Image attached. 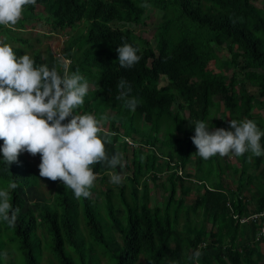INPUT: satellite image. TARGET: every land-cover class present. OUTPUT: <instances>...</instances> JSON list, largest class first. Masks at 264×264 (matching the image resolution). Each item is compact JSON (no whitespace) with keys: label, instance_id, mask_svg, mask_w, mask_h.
<instances>
[{"label":"trees","instance_id":"obj_1","mask_svg":"<svg viewBox=\"0 0 264 264\" xmlns=\"http://www.w3.org/2000/svg\"><path fill=\"white\" fill-rule=\"evenodd\" d=\"M260 2L37 0L35 6L24 9L14 30L0 25V43L10 45L17 57L32 47L31 38L18 35L36 26L52 33L39 34L47 40L66 37L58 57L68 60L69 71L78 72L90 86L74 115L94 111L98 119L109 101L118 109V117H113L118 127L114 121L109 126L112 144L99 134L109 159L116 154L119 135H140L141 147L131 151L130 164L126 144L119 146L124 154L114 173L123 176L122 184L110 183L112 168L106 162L93 166L97 179L89 198L77 199L63 182L49 180L55 186L48 199L40 189L36 169L22 153L8 165L0 152V189L10 182L18 185L9 190L13 210L19 209L16 224L4 223L13 233L12 240L19 243L24 264H100V257L107 264H264L258 259L264 243L257 235L260 221H239L264 210V188L255 185L261 184L260 177L264 182V168L258 172L264 155L236 156L241 166L237 194L223 186H205L195 169L193 173L185 170L191 159L201 171L206 167V175L212 177L218 162L196 153L191 138L197 121L206 122L209 131L227 130L226 117L230 116L238 122L253 120L264 132V118L256 113L264 107V6L258 7ZM145 3L149 7H141ZM148 8L162 14L152 42L127 27L140 24ZM124 44L137 48L141 56L129 69L118 61L116 49ZM223 48L229 56L221 59L218 51ZM33 59L36 66H55L63 73L62 61L50 49L43 58L35 51ZM121 79L131 86L128 98L139 101L135 111L125 106V100L116 99ZM162 80L166 83L161 85ZM213 109L222 124L215 116L209 120ZM260 143L264 148V137ZM251 156L253 161L248 163ZM230 167H219L221 177ZM147 180L162 189L161 203L151 197L148 204ZM245 188L248 197L242 196ZM193 190L194 200L186 204L185 197ZM115 203L124 207V218ZM105 210L108 220L102 213ZM6 245L0 242V264H4Z\"/></svg>","mask_w":264,"mask_h":264},{"label":"clouds","instance_id":"obj_2","mask_svg":"<svg viewBox=\"0 0 264 264\" xmlns=\"http://www.w3.org/2000/svg\"><path fill=\"white\" fill-rule=\"evenodd\" d=\"M36 2L0 0V25L14 30L23 17L24 9L35 6ZM141 7L149 5L145 3ZM116 51L120 66L125 69L132 68L141 59L137 55L138 49L129 44L118 47ZM57 58L62 61V74L55 66H36L34 59L27 54L17 57L10 45L0 43V140H3L0 152L8 165L16 162L22 152L32 156L39 154L40 177L62 181L77 199L89 198L90 189L97 179L93 166L106 162L114 169L121 164V154L109 159L105 142L99 135L101 132L106 137L113 136L109 131H103L100 118L108 114V128L114 119L112 113H104L108 109L103 110L98 119L91 114L74 115V111L83 106L88 83L78 72L69 71L68 60ZM117 87L119 95L116 99L125 100V106L135 111L139 101L134 97L128 98L131 86L121 79ZM69 117L71 119L64 123ZM226 124L232 130L227 126V130L209 131L206 122H196L195 135L191 139L202 159L208 160L217 154L221 157L232 154L235 158L249 152L255 157L264 155L260 143L264 132L255 121L238 122L229 116ZM134 136L119 135L128 151L141 147L139 138L136 141ZM110 183L120 185L123 178L113 172ZM17 187V183L10 182L6 189H0V219L9 226H15L19 212L18 208L13 210L9 190ZM199 255L197 252L195 257Z\"/></svg>","mask_w":264,"mask_h":264},{"label":"rangeland","instance_id":"obj_3","mask_svg":"<svg viewBox=\"0 0 264 264\" xmlns=\"http://www.w3.org/2000/svg\"><path fill=\"white\" fill-rule=\"evenodd\" d=\"M257 6L263 7L264 6V0H261L260 3H257ZM161 15H162L161 12L158 11L156 8L155 9L154 8H148L144 12V14L141 18L140 24L127 26V27L131 28L135 35L141 36L143 38L151 39V42H152L155 29H156L158 23L162 20ZM18 34H21V33L18 32ZM39 34L48 35V34H52V33H50V31L45 27L36 26L32 31H29L28 34L23 33V35H18V36H22V37L24 36L26 38H31L32 47H31V50H29V52L27 53V55H29L31 58H33L35 51H39L40 54L42 55V58H43L44 55L46 54V51L48 49H50L53 52V54L56 57H58V54L62 51L63 42L66 40V37L58 35V36H55L51 40H47V39H45V37H39L40 36ZM36 37H39V38H37V39H39V41H36V39H35ZM0 40H1V37H0ZM218 56L221 59H223L225 57H228L229 54L227 53L226 49L223 48V49L218 51ZM165 83L166 82L164 80H162L161 85L165 84ZM89 89H90V86L88 85V90ZM113 104H115L114 101L107 102L105 109H108V111H105L104 113H106V114L112 113V116L114 118H117L118 117V109L112 108ZM213 111L215 112V114H213V118H212V110H211L209 120H211V119L213 120L214 116L216 118H218V116H219L218 113H216L215 109H213ZM257 111L259 112L258 114L262 118H264V107L261 109H258ZM90 114L94 115L95 112L93 111ZM107 115H103L100 118L104 132L109 131V128L107 127V123H108ZM186 115H187V113H185V116ZM228 117L229 116L226 117V122L228 121ZM125 118L127 119L128 116H125ZM218 121H220L222 124L221 119L218 118ZM116 122L119 123L118 121H116ZM117 123H116V127H118ZM139 125H140V127L144 126V125H141V123ZM139 125L135 126V127L139 129ZM125 126H127V124H125ZM227 126H228V130H232V129H230L229 124ZM119 132L124 133V130L120 129ZM99 134H101V132ZM138 138H140V135L134 136V139L136 141H138ZM104 139L107 142H109V144H112L111 143L112 140H111L110 135H108V138L106 137V135H104ZM119 146L121 148H123V146H124V144L121 143V137L118 138V142L115 144V147H116V154L122 155L124 153L122 152V150H119V148H120ZM156 146L158 147L159 145L156 144ZM145 149L146 148H143V152H146ZM126 153L128 154V159H129L128 161L130 164V162L133 159V157L131 155V151L126 152ZM22 154L27 158V160L31 163V165L34 167V169H36L38 176H39V167L38 166L41 163L39 156L38 155L32 156L31 154H29L27 152H22ZM213 158H214V160H217L218 162L214 163V167L216 169H213V176L212 177H208L206 175V167H203L202 171H201L199 167L194 166V163L192 162L191 159L189 160V164L186 166L185 169L187 172H190V173H193V169H195V171L197 172L196 175L199 176L198 179L201 180L202 182H204L205 186L206 185L207 186L215 185L219 188H221L223 186L225 190H232L237 194V191H236L237 189H235V187L238 186L237 179L239 178V174H240L239 168H241L239 161H237L235 156L232 154H230L229 156H225V157H221V156H219V154H217V155L213 156ZM250 158H249L248 163L249 162L252 163V161H253V159L250 160ZM158 162L163 163V160L160 159V160H158ZM225 164L231 166L230 168H233V169L227 170L225 176L221 177V172L219 171V167H221ZM204 165L207 166V161L204 163ZM217 165H218V167H217ZM263 168H264V166L261 165L260 169H259L260 171H258V172H261ZM110 172L113 173L114 169L112 168L110 170ZM248 172L250 173L251 171L248 170ZM259 180L261 181V184H259L257 182V183H255V185L258 188H260V187L264 188L263 178L260 177ZM39 182H40V189L45 193V196L49 199L53 194V190H54L55 185L51 186L49 179L43 178L40 176H39ZM57 182H62V181L57 180ZM147 184L149 186L148 204H150V206H151V197L155 200V202L158 201V203H161V201L163 199L162 189L160 187L159 188L154 187L150 180H147ZM192 184H194V183H192ZM192 184H191V186H193ZM96 186H97V188H100V189L103 188L100 185L98 186L97 183H96ZM193 187L197 188V185H195ZM242 196H245V197L249 196L247 188H245L244 191H242ZM194 197H195V191L193 190L187 197H185V203L186 204L192 203V201L194 200ZM97 202L100 203V200L98 199ZM249 206H250V208H252L253 204L251 203V205H249ZM114 208H115V210H121V212L123 214L122 215L123 218L125 217V211H124L123 206L119 205L118 203H115ZM102 213L104 214L106 220H108L107 215H106V210L102 211ZM122 224H123V226H125V223H122ZM6 229H7L6 224L4 223V221L2 219H0V233H1L0 242L4 241V243L7 244L6 247L3 249L4 253L2 256V262L4 264H24L23 257L21 255L20 250L18 249V246H19L18 241L12 240L13 233L10 231H7ZM39 231H40V229H37L36 234L38 233V235L40 236L41 231L40 232ZM109 234H110V236L112 235L110 232H109ZM116 240L119 241V238H116ZM259 252H260V255L258 256V259L260 260V262H263L264 261V243H262L260 245ZM42 264H46V262L43 261ZM100 264H107L106 259L104 257H100Z\"/></svg>","mask_w":264,"mask_h":264},{"label":"built area","instance_id":"obj_4","mask_svg":"<svg viewBox=\"0 0 264 264\" xmlns=\"http://www.w3.org/2000/svg\"><path fill=\"white\" fill-rule=\"evenodd\" d=\"M227 207H229L231 209V206L229 203L226 204ZM234 216V219H236ZM240 223H247L249 221L252 222H257L260 221V228L258 230V238H264V210L260 213H249L248 216H242L241 218H239Z\"/></svg>","mask_w":264,"mask_h":264}]
</instances>
